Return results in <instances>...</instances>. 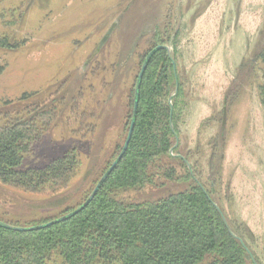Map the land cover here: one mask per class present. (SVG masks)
I'll return each mask as SVG.
<instances>
[{"label": "rangeland", "instance_id": "374dc122", "mask_svg": "<svg viewBox=\"0 0 264 264\" xmlns=\"http://www.w3.org/2000/svg\"><path fill=\"white\" fill-rule=\"evenodd\" d=\"M157 31L181 86L175 101L174 83L162 82L156 100L160 109L179 103L176 149L149 166L146 188L114 197L144 203L186 191L192 183L176 179L195 165L264 264V0H0V39L13 47L0 49V104L26 96L20 104L57 112L18 170L77 154L65 186L25 191L0 181V221L37 225L83 203L127 138L131 94ZM230 87L236 97L223 112Z\"/></svg>", "mask_w": 264, "mask_h": 264}, {"label": "trees", "instance_id": "16d2710c", "mask_svg": "<svg viewBox=\"0 0 264 264\" xmlns=\"http://www.w3.org/2000/svg\"><path fill=\"white\" fill-rule=\"evenodd\" d=\"M163 37L159 31L154 33L148 54L164 46ZM11 48L0 39L1 50ZM162 82L168 88L174 83L171 96L178 100L181 86L174 59L159 49L150 57L139 83L128 147L93 199L75 215L38 230L15 229L36 227L55 219L23 226L0 221V264H259L244 241V226L227 220L195 165L187 168L185 176L176 179L177 183H192L186 191L154 202L126 204L115 199V192L146 188L151 183L149 166L171 156L176 149L181 109L178 102L165 109L158 107L156 100ZM233 87L224 98L223 112L236 97ZM135 88L136 81L131 94L129 127ZM259 89L264 105V86ZM26 98L0 104V181L25 191H35L47 183L65 186L76 168L75 151L42 169L18 170L23 159L34 153L57 113L55 108H44L42 104H20ZM74 106L73 111L77 108ZM156 128L158 132H154ZM123 146L114 147L113 161L93 183L88 196L119 157ZM182 162L188 166V159Z\"/></svg>", "mask_w": 264, "mask_h": 264}, {"label": "water", "instance_id": "95a60500", "mask_svg": "<svg viewBox=\"0 0 264 264\" xmlns=\"http://www.w3.org/2000/svg\"><path fill=\"white\" fill-rule=\"evenodd\" d=\"M159 49H163L167 52L168 55H170V52L168 51V49L164 46H158L156 49L152 50L146 60L144 61L143 65H142V68H141V71L138 75V78L136 80V88H135V101H134V107H133V115H132V120H131V123H130V127H129V131H128V135H127V138H126V141L124 143V146H123V149L119 155V157L116 159V161H114V163L111 165V167L108 169V171L103 175V177L100 179V181L98 182V184L96 185V187L94 188L93 192L91 193V195L88 196V198L86 199V201L80 206L78 207L76 210H74L73 212H71L70 214L68 215H65L63 217H60L58 219H55L49 223H46V224H43V225H39V226H36V227H30V228H26V229H19V228H16L15 230L17 231H31V230H38V229H42V228H45V227H48L50 225H53V224H56L58 222H61L73 215H75L76 213H78L79 211H81L94 197V195L96 194V192L98 191V189L100 188L101 184L103 183V181L106 179L107 175L112 171V169L116 166V164L119 162V160L121 159V157L123 156V154L125 153L127 147H128V144L130 142V139H131V135H132V131H133V127H134V121H135V116H136V108H137V94H138V89H139V83H140V80L142 79V76H143V73L148 65V62L150 60V57Z\"/></svg>", "mask_w": 264, "mask_h": 264}]
</instances>
